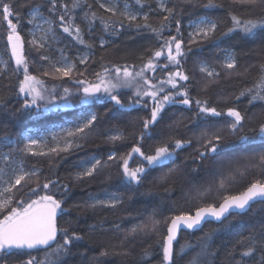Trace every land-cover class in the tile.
Listing matches in <instances>:
<instances>
[{"label": "snow or ice", "instance_id": "6c2138e0", "mask_svg": "<svg viewBox=\"0 0 264 264\" xmlns=\"http://www.w3.org/2000/svg\"><path fill=\"white\" fill-rule=\"evenodd\" d=\"M154 3L155 8L148 4V12L141 15L133 11V5L128 0L123 3L120 0H24L23 3L18 0H0V25H6V46L10 50L9 60H0V78H6L10 71L17 79L14 84L5 87L25 97L14 115L35 110V117L39 118L57 109L87 106L70 126H61L58 132L51 133L50 139L24 136L13 140L7 134L0 137V147L8 149L0 152V264H70L74 256H79L80 264H84L88 249L81 250L80 245L86 234L74 227L73 220L61 223L63 216L70 214L73 209L77 211V218L88 209H116L124 204V200L116 194L106 199L89 196L90 202H78L66 207L72 192L70 181L83 184L94 179L104 169L115 166L118 183L139 188L144 185L150 170L169 162L174 163L179 151L190 146L191 140L169 134L149 152L142 150V142L161 124L170 106L183 105L190 109L195 105V117L201 120L226 118V127L216 131L205 130L200 134V148L197 149L199 161L226 150L222 144L226 142L225 133L237 136L239 141L247 144L255 142L257 138L264 143V122L258 127L249 128L251 135L246 134L243 132L246 113H242L238 107L221 109L209 104L207 98L191 95L194 77L185 72L183 63L194 48L200 49L205 41L216 37L220 25L207 16L197 17L189 24L191 31L188 32L186 43L180 19L185 9L178 7L174 0H154ZM183 3L205 10L224 8V4L217 0H183ZM134 4L143 9L147 0H134ZM24 8H27L26 20L22 11ZM255 9L259 10L258 15L252 14ZM153 16L158 20L156 26L151 23ZM228 16L231 26L220 32L222 37L239 33L247 38L257 30L264 31V0H230ZM23 23L31 26L28 33L30 39L27 41L21 35ZM97 24L102 32L110 35H119L122 30H135L137 34L146 30L154 37L155 46L149 45L144 49L139 64H114L106 59L105 52L100 57L101 70L92 73L93 79H89L85 72L91 63L96 62L94 49L97 44L92 36ZM173 25L175 34L171 31ZM165 31L168 32L167 36L164 35ZM86 35L89 39H85ZM64 40L73 45H82L88 51L71 58L69 45L64 44ZM25 43L37 53L34 61L38 59L41 62L39 75L29 70ZM54 45L63 46L54 48ZM108 46L109 41L101 36L98 47L106 49ZM53 51L58 53L55 59ZM221 52L223 58L219 67L224 70L226 79H232L234 73L236 77H244L250 68L257 69V76L251 86L241 87L234 104L242 97H246L249 104L264 102V60L240 72L237 70L238 57L226 49ZM9 61H14V68H10ZM44 64L50 66L51 71ZM77 64L85 65L84 71H77ZM197 67L206 80L201 86L202 91H207L218 82L221 71L204 60L199 61ZM41 77H50L53 81L68 78L77 87L75 91L63 84L53 83L49 87ZM101 103L109 104L110 107H105L103 112L91 110L92 106ZM0 105L6 107L3 95H0ZM129 109L147 112L146 116L138 118L139 130L128 132L126 128L113 126L104 137L106 142L113 145L126 141L129 136L133 137L136 144L129 152L118 154L113 150L106 159L86 157L71 165L77 171L70 173L67 179L62 180L57 175L59 164L67 156L82 150L84 145L81 141H86L106 117ZM178 126V121L170 123V133ZM134 154L138 159L135 166H130L129 161ZM28 157L45 158L48 174L43 173L39 164L29 165ZM217 163L220 178L215 182V188L218 192L226 190L249 172L255 173L254 178L238 194L221 192L219 202L207 198L213 190L212 184L207 188H189L185 203L199 201L194 207L178 212L173 207L174 214L163 219H157V213L154 212L147 220L128 230L120 241L119 252L101 246L89 264H102V258L113 254L131 257L133 249L125 245L133 242L137 236L158 237L156 244L161 256L160 264H177L178 259L185 257V264H208L207 257L216 254L211 251L215 231L223 228L205 233L194 243L186 242L177 249L174 242L178 243L181 229L196 231L209 221L223 225L228 216H242L252 209L254 203H264V153L237 157L227 164L224 161ZM196 171L193 169V172ZM178 173V168H171L157 181L167 185L163 190L169 196L174 191V178ZM112 180L113 175L109 172L103 182ZM151 193L152 189L149 188L148 194ZM132 198L129 195L128 199ZM172 204L175 206L177 201H172ZM105 222L106 218L102 217L97 223L88 225L87 235L91 236L97 230L104 231ZM232 224L229 221L224 227H231ZM114 227L118 230L120 226ZM237 248L240 249V258L236 264H249V261L264 264V221L253 224L247 235L236 240L228 252L230 258L235 259ZM152 260V245L142 247L138 264H151Z\"/></svg>", "mask_w": 264, "mask_h": 264}, {"label": "trees", "instance_id": "16d2710c", "mask_svg": "<svg viewBox=\"0 0 264 264\" xmlns=\"http://www.w3.org/2000/svg\"><path fill=\"white\" fill-rule=\"evenodd\" d=\"M19 3H23L24 0H18ZM91 2V0H89ZM121 3L124 0H120ZM133 5V10L138 14L148 12V4L155 8L154 0H147V4L143 9H139V6L134 4V0H128ZM178 7L185 9V12L180 16L181 30L184 33V40L187 43L188 32L190 31L189 24L197 17L207 16L215 20L219 25V31L216 33V37L205 41L200 49L194 48L193 52L187 56L186 61L183 63V69L187 74L194 77L191 82V95L197 98H207L209 104L215 105L218 108L226 109L229 106H236L242 113H246V119L244 122L243 132L249 133V128L258 127L261 122H264V102H254L249 104L246 97H242L239 102L234 104L235 96L238 95L241 87L251 86L253 80L257 76V69L250 68L249 72L244 77H236L233 74L232 79H226L224 76V70L220 69L219 65L223 58L222 49H226L234 53L238 57V71L243 72L245 68L264 60V31L257 30V32L247 38H243L242 34H233L231 37H222L220 32L225 31L227 27H230V20L228 16V10L230 7V0H217L218 3H223L224 8L205 10L200 7H191L183 3V0H174ZM25 13V20L27 19V8L22 9ZM239 11V10H237ZM253 15H258L259 10L255 9L252 12ZM105 15H107L105 13ZM79 22V21H78ZM141 23L143 21H140ZM151 23L156 26L158 20L155 16L152 17ZM30 25L27 23L22 24L21 35L25 38V41L30 39L29 29ZM172 34H175V27L173 25ZM6 25H0V47L1 52L6 60H9L10 50L6 46ZM165 36L168 32L165 31ZM103 38L109 41V46L106 49H100L98 47L99 38ZM85 39H89L86 35ZM92 39L96 42L97 47L94 49L95 63H91L85 75L89 79H93L92 73L100 71V64L102 61L100 57L107 53L106 59H110L114 64H139V57L141 53L149 45L155 46L154 37L145 31L137 34L135 30H122L119 35H110L104 33L101 30L99 24L96 26V30L93 33ZM64 44H68V53L71 58H76L79 53L87 52L82 45H73L68 40H64ZM63 45H54L55 47H61ZM25 55L29 60V70L33 74H40L41 62L34 61V57H37V53L34 48L25 43ZM53 58L58 56V53L53 51ZM204 60L215 65L219 71H221V77L218 82L213 84L207 91H202L201 86L206 82L205 78L198 70V62ZM10 68H14L13 61H9ZM44 67L51 71L50 66L44 64ZM85 65L77 64V71H84ZM75 75V74H74ZM22 78V75L21 77ZM44 79L48 86L51 87L53 83L57 85L63 84L64 87H69L75 91L76 85L72 80L65 78L64 80L53 81L50 77H41ZM16 76L7 74L6 78H0V95H3L6 100V107L0 105V137L5 134L9 135L12 139L18 138L23 131L27 128L46 126L52 123H60L63 118H75L77 112L87 106L74 107L72 109H57L54 112L44 113L39 118L35 117V110L25 111L22 115H14L15 109L20 108L23 104L25 97L14 94L9 88L5 87L9 84L16 82ZM60 89L58 88V91ZM105 107H110L109 104L101 103L91 107L92 111L103 112ZM167 114L161 124L152 132L150 136H147L142 142V150L149 152L155 145L163 138H166L169 134L174 135L176 138L189 139L191 145L185 147L179 151L178 156L174 163L169 162L162 167H157L150 170L147 179L142 187L136 188L134 186H127L117 182L115 175L117 168L113 166L111 169H104L96 175L94 179H91L83 184L70 181L72 184V192L70 193L67 204L70 206L74 203L90 202L89 196L96 198L109 197L113 194L119 195L123 198L124 204L116 209H96L95 211L88 209L84 211L82 215L77 218V211L73 209L70 214L63 216L60 221L73 220L74 227L77 230L85 233V240L81 243L80 249H88L84 264H89L92 257L98 254L101 246H108L115 252H119L120 241L125 234L135 225L147 220L157 213V219H163L170 216L173 213L172 209L175 207L176 212L180 210H187L190 207H194L199 201H192L191 203H185V194L189 188H199L203 186L207 188L210 184L213 185V190L208 193L207 198L216 200L219 202V196L223 194H238L243 191L248 183L254 178L255 173L249 172L247 176L238 178L233 184L229 185L226 190H220L219 192L215 188V182L220 178L218 163L224 161L227 164L228 161L237 157H247L251 155H259L264 153V143H261L257 138L255 142L247 144L237 139V136L228 135L225 133L226 142H222L225 147V151H222L219 155L210 156L204 161L197 159V149L200 148V134L205 131H216L222 127H226V118H207L204 120L197 119L195 114L197 108L193 105L190 109L183 105H175L167 108ZM145 110L129 109L122 110L121 114L113 116L110 114L100 123L89 135L86 141H81L84 145L82 150H77L59 164L56 169L57 175L62 179H67L70 173H74L77 169L71 167V165L80 159L86 157L96 156L98 158H107V155L111 151H116L118 154L127 153L131 150L132 146L136 144V140L129 136V138L116 145L105 141V135L107 131L113 126L126 128L128 132L133 130L138 131L140 124L138 122L139 117L146 116ZM173 121H178L179 126L172 129L171 133L168 125ZM239 135V133L237 134ZM202 150V149H201ZM138 157L134 154L133 158L129 161L130 166H135V161ZM27 163L39 164L42 166V171L46 175L48 174L47 160L45 158L28 157ZM111 163V162H110ZM171 168H178L179 173L174 178V191L169 194L164 192L163 185L157 183L158 179L168 172ZM193 169H197L193 172ZM111 172L113 180L108 183H104L105 177ZM152 189V193L148 194V189ZM129 195H132V199L129 200ZM172 201H177V204L173 206ZM102 217L106 218L104 224V231L97 230L92 233L91 236L87 235L88 225L97 223ZM232 221L231 227H224ZM264 221V203H257L252 206V209L242 216H230L223 222V225L219 223H207L204 228L197 232L185 231L182 232L178 243L175 247L178 249L179 245H183L186 242H195L199 237H202L205 233L213 230L221 229V231H215L213 236V243L211 251L216 253L215 255H209L207 257L208 264H236V260H239V251L236 249L235 259L228 256V252L232 250L236 240L242 235H247L248 229L257 222ZM114 225H119L117 230ZM158 237L145 238L143 236H137V238L127 243L125 247L133 249V255L128 258H124L120 255H109L102 258V264H138L140 259V251L142 247L146 245H152L153 260L151 264H160L161 256L158 254L159 249L156 241ZM198 251V249H197ZM187 257L184 259H178L177 264H185ZM70 264H80V257L74 256L70 260ZM249 264H255L254 261H249Z\"/></svg>", "mask_w": 264, "mask_h": 264}, {"label": "rangeland", "instance_id": "374dc122", "mask_svg": "<svg viewBox=\"0 0 264 264\" xmlns=\"http://www.w3.org/2000/svg\"><path fill=\"white\" fill-rule=\"evenodd\" d=\"M135 11V10H133ZM136 12V11H135ZM191 31V28H190ZM10 54V52H9ZM0 60H6L4 55L1 52V47H0ZM14 64V61H13ZM85 108L80 109L75 118H63V120H60V123H52V124H48L46 126H39V127H32V128H27L25 131H23L21 133V135L19 137H24V136H30L32 138H36L39 139L41 137L44 138H48L50 139V134L54 133V132H58L60 130V127H68L70 126L71 122L75 121L77 119V117L80 115V112L83 111ZM16 138H14L13 140H15ZM8 149L5 147H0V152H6ZM0 166H2V164H0ZM108 197H102L100 199H106Z\"/></svg>", "mask_w": 264, "mask_h": 264}, {"label": "water", "instance_id": "95a60500", "mask_svg": "<svg viewBox=\"0 0 264 264\" xmlns=\"http://www.w3.org/2000/svg\"><path fill=\"white\" fill-rule=\"evenodd\" d=\"M257 203H259V202H257ZM257 203H254V204H257ZM253 204V205H254ZM252 205V206H253ZM230 216H228V218H229ZM227 218V219H228ZM226 219V220H227ZM225 221V220H224ZM207 223H218V222H215V221H209V222H206V223H203V225H202V227L199 229V230H196V231H193V230H186V229H181V231L178 233V240L180 239V236H181V234H182V232H185V231H190V232H197V231H200V230H202L203 228H204V226L207 224ZM177 242H174V246H175V244H176Z\"/></svg>", "mask_w": 264, "mask_h": 264}, {"label": "bare ground", "instance_id": "6f19581e", "mask_svg": "<svg viewBox=\"0 0 264 264\" xmlns=\"http://www.w3.org/2000/svg\"><path fill=\"white\" fill-rule=\"evenodd\" d=\"M178 241H179V240H178ZM176 244H177V243H176ZM176 244H175V245H176Z\"/></svg>", "mask_w": 264, "mask_h": 264}]
</instances>
